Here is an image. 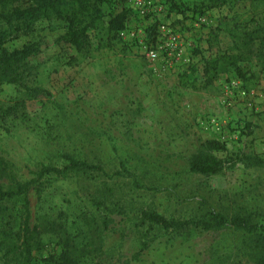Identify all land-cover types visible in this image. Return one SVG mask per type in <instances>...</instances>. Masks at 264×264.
Here are the masks:
<instances>
[{
    "label": "rangeland",
    "instance_id": "obj_1",
    "mask_svg": "<svg viewBox=\"0 0 264 264\" xmlns=\"http://www.w3.org/2000/svg\"><path fill=\"white\" fill-rule=\"evenodd\" d=\"M193 2L169 9L164 0L158 22L182 42L181 54L169 61L106 32L107 17L125 7V26L152 44L158 22L136 18L123 0L101 6V18L87 28L85 55L55 42L64 30L55 19L5 37L7 49L40 43L29 60L36 65L30 84L41 92L25 101L24 117L0 123V158L21 180L41 164L60 167L62 152L106 173L47 175L30 186V223L62 226L41 235L31 264H50L64 234L84 249L85 264L249 261L245 235L230 227L163 230L138 220L140 210H153L173 219L213 211L264 221V52L251 54L242 44L245 32L264 26V0H231L202 13L191 11ZM231 54L244 55L237 63L244 79L226 64ZM17 98H24L20 89L1 86L0 102ZM209 139L222 147L212 151L221 170H188L187 158Z\"/></svg>",
    "mask_w": 264,
    "mask_h": 264
},
{
    "label": "trees",
    "instance_id": "obj_2",
    "mask_svg": "<svg viewBox=\"0 0 264 264\" xmlns=\"http://www.w3.org/2000/svg\"><path fill=\"white\" fill-rule=\"evenodd\" d=\"M169 9L179 8L178 1L168 0ZM231 0H194L191 11H203L220 7ZM110 0H0V90L3 84L20 89L24 98L10 102H0V123L8 118L24 117L25 101L41 92L38 87L31 85L36 65L29 59L40 51V43L31 41L18 48L7 49L4 46L5 37L12 38L28 35L32 25L39 19H55L63 23L64 30L55 39L72 48L76 53L85 55L89 51L87 28L101 18V6ZM128 20L125 7L110 14L105 20V30L111 38H116L118 32ZM264 26L253 31L245 32L243 47L251 54L264 52ZM252 32L258 33L252 37ZM256 46L252 49V41ZM245 57H249L246 52ZM244 55L231 54L226 57V64L236 75L244 79V74L237 63ZM73 55L68 57L71 61ZM201 150L187 158L188 170L205 175L214 174L221 170V161L212 151L221 150L218 141L209 139L201 144ZM62 164L60 167L41 164L31 171L32 177L21 180L9 163L0 158V264H31V252L42 246L41 235L62 226L49 222L46 226L30 223V207L28 191L30 186L47 175H63L68 172L88 173L97 171L106 174L100 165L77 159L62 152L59 154ZM243 161L250 164L262 165L263 160L257 156H246ZM118 174V173H114ZM97 203V206H101ZM96 206V207H97ZM104 208V207H101ZM107 210V209H106ZM139 224L154 225L163 230H181L188 227L208 231L221 227H230L245 235V248L249 261L245 264H264V221H254L249 215H225L208 211L197 219L166 218L153 210H140ZM104 227L106 226L105 221ZM84 249L78 247L66 234L59 240L58 251L49 256L50 264H85L82 261Z\"/></svg>",
    "mask_w": 264,
    "mask_h": 264
},
{
    "label": "built area",
    "instance_id": "obj_3",
    "mask_svg": "<svg viewBox=\"0 0 264 264\" xmlns=\"http://www.w3.org/2000/svg\"><path fill=\"white\" fill-rule=\"evenodd\" d=\"M129 7L130 12L139 19L152 18L154 23L158 22V16L162 14L164 0H123ZM126 25V23H125ZM124 27L118 32V36L122 40H132L139 45L145 55L149 58H155L157 55L164 57L166 61L174 60L182 52V42L174 28H169L168 23L161 22L156 24L152 34V44L149 45L143 37H141L135 29ZM136 32V34H135Z\"/></svg>",
    "mask_w": 264,
    "mask_h": 264
}]
</instances>
